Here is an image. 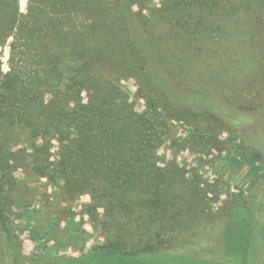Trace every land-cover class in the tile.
Returning a JSON list of instances; mask_svg holds the SVG:
<instances>
[{
	"label": "trees",
	"instance_id": "trees-1",
	"mask_svg": "<svg viewBox=\"0 0 264 264\" xmlns=\"http://www.w3.org/2000/svg\"><path fill=\"white\" fill-rule=\"evenodd\" d=\"M262 21L264 0H161L154 8L150 0H28L25 14L18 0H0V48L10 40L9 71L0 72V264L19 263L5 215L16 167L59 178L68 197L89 195V209L116 222L119 210L167 213L168 194L188 184L172 165L157 167L169 119L160 109L212 94L229 101L256 87L263 100L244 108L264 115ZM212 32L217 43L261 45L258 66L218 69L233 59L213 60L203 44ZM122 79L145 80L161 99L147 98L137 113L118 87ZM52 142L58 150L50 161Z\"/></svg>",
	"mask_w": 264,
	"mask_h": 264
},
{
	"label": "rangeland",
	"instance_id": "rangeland-1",
	"mask_svg": "<svg viewBox=\"0 0 264 264\" xmlns=\"http://www.w3.org/2000/svg\"><path fill=\"white\" fill-rule=\"evenodd\" d=\"M160 1L150 0V7H158ZM27 4L28 0H18L20 13H26ZM258 29L261 44L264 21ZM209 36L203 44L211 48L213 60L233 59L227 66L218 63L224 73L258 66L261 45L253 49L217 43L216 32ZM7 44L0 48L2 74L9 71ZM118 87L139 114L145 112L147 98L161 99L145 80L122 79ZM249 92L232 95L229 101L212 94L207 102L188 98L164 103L160 112L169 119L155 151L157 167L169 164L178 169L188 188L171 190L167 198L174 206L159 218L119 210L116 222L102 208L90 210L89 195L68 197L59 178L12 169L16 186L5 215L14 247L20 248L18 264H253L252 255H257L255 264H264V115L244 108L263 100V95L256 87ZM81 98L87 102L84 93ZM52 143L50 161L58 150ZM22 148L12 151L19 154ZM253 152L260 156L254 159Z\"/></svg>",
	"mask_w": 264,
	"mask_h": 264
}]
</instances>
